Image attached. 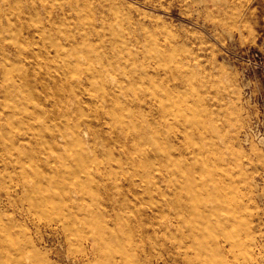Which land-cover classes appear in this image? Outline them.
<instances>
[{
	"label": "rangeland",
	"instance_id": "obj_1",
	"mask_svg": "<svg viewBox=\"0 0 264 264\" xmlns=\"http://www.w3.org/2000/svg\"><path fill=\"white\" fill-rule=\"evenodd\" d=\"M15 242L52 264H264V0H0V251Z\"/></svg>",
	"mask_w": 264,
	"mask_h": 264
},
{
	"label": "bare ground",
	"instance_id": "obj_2",
	"mask_svg": "<svg viewBox=\"0 0 264 264\" xmlns=\"http://www.w3.org/2000/svg\"><path fill=\"white\" fill-rule=\"evenodd\" d=\"M96 33V32H95ZM97 36H101V35H99V33H97ZM45 43H43V45H44ZM45 46V45H44ZM59 51V50H58ZM128 53L129 54H132V52L129 50L128 51ZM97 57H103V56H97ZM100 76H101V74H100ZM121 88H122V86H120V85H113L112 87L109 85V86H107V85H105L104 83H103V85H102V87L100 88L101 90V92H102V94L104 95V96H106V97H109L110 98V100L112 101V103L113 104H117L118 105V101H119V96H120V91H121ZM143 90L144 91H147V92H149L148 94H149V97H147V98H145V99H141V100H139L138 102H135V106L137 107V108H141V109H143V110H146V109H149L150 111H152L153 110V107L155 106V104H156V102L157 103H160V101H159V96H157V95H160L158 92H150V90L148 89V87L147 86H145L144 88H143ZM167 97V99H169V97H170V94L168 95V96H166ZM155 107H160V104H158V105H156ZM157 111H160V109H156ZM161 115H162V113H161ZM68 116H69V114H64V118H65V120H66V122H67V124H70L69 122V120H68ZM81 117V116H80ZM77 121H79L78 119H77V117L75 118ZM116 124H118V127L121 129V130H123L124 128H125V125H124V123H123V121H122V116H120L119 114H116L115 116H114V120H113ZM127 125H128V123H126ZM194 124V121H192V125ZM79 125L77 124V122L73 125V127H72V133H74V134H79ZM16 137V136H15ZM121 137H124V138H122V139H128L127 137V134L126 133H122V136ZM17 138V137H16ZM20 142H18V145H20L24 140H22V139H20L19 140ZM15 141L13 140V143H14ZM2 146H6V142H3L2 143ZM163 152H167V150H164L163 149ZM208 179H209V181H210V183L212 184V185H214V188L213 187H211L212 189H213V192L215 193V191H219L218 189V187L219 186H221L220 184H219V182H220V178H219V176L218 175H216V174H213V173H210V174H208ZM217 188V189H216ZM225 188H227V187H225ZM194 191V188L193 187H189L188 189H184V188H182L181 189V191L180 192H183V193H191V192H193ZM224 192H221L220 194H223ZM36 204H38L37 202H36V200L34 201ZM219 208H226L227 210H229V212H232V211H234L235 210V205L234 204H232V203H230V202H226V203H221V204H218V206H216L215 208H207V207H202V206H197L196 207V215H197V218L198 219H202V220H204L205 218H206V216H208V215H210V214H213V213H215L216 211H217V209H219ZM77 218L76 217H74V220H76ZM225 220L224 221H222V220H218V223L219 224H217V228L220 226H227V225H232V219H231V215H228L226 218H224ZM217 228H214V229H212V230H210L209 231V234H210V236H213V235H216L217 234ZM15 244L16 245H14V246H17L16 248H14V250H15V252L14 253H12V249L11 248H1V251H0V256L2 257V258H4L8 263H11V264H13V262L15 263V264H52V262L48 259V258H46V256L45 255H40L39 253H37V254H32V253H29V254H27V252L28 251H20V250H18V242H15ZM199 245L201 246V247H203V248H206L207 246L205 245V244H203V243H199ZM15 256V257H14ZM14 260V261H13Z\"/></svg>",
	"mask_w": 264,
	"mask_h": 264
}]
</instances>
